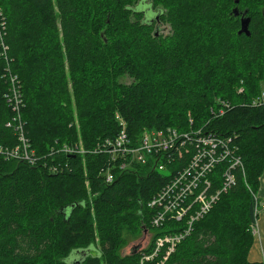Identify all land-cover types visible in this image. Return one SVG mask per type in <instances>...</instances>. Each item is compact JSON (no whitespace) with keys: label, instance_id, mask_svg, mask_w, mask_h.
<instances>
[{"label":"trees","instance_id":"trees-1","mask_svg":"<svg viewBox=\"0 0 264 264\" xmlns=\"http://www.w3.org/2000/svg\"><path fill=\"white\" fill-rule=\"evenodd\" d=\"M139 1L0 0L30 143L39 152L55 140L92 148L119 122L137 138L150 129L186 130L189 119L232 138L243 173L164 264H263L248 254L252 193L264 171V102L252 104L264 92V0H149L152 19ZM246 8L249 36L237 33ZM152 21L168 34L155 35ZM4 72L0 56L2 146L17 142L13 123L6 126ZM124 75L132 81L120 82ZM67 158L72 170L58 174L0 158V264H138L140 250L125 253V232H153V241L182 224L149 223L147 203L166 174L146 167L106 183L98 176L102 154Z\"/></svg>","mask_w":264,"mask_h":264},{"label":"built area","instance_id":"built-area-1","mask_svg":"<svg viewBox=\"0 0 264 264\" xmlns=\"http://www.w3.org/2000/svg\"><path fill=\"white\" fill-rule=\"evenodd\" d=\"M6 29V16L0 6V56L5 60L3 77L7 78L8 84L3 97L12 111L6 126L13 123L17 139L16 144L0 145V158L41 166L51 174H58L72 170L67 157L102 154L105 159L98 167V176L106 183L112 182L119 172L146 167L166 174V181L147 203L151 212L149 223L152 228H162L167 221L182 224L175 226V231L156 235L153 241V232L149 233L138 260V264H164L175 246L191 232L193 222L209 212L219 197L236 184V171L243 173L235 142L204 126H194L191 119L186 130L174 127L150 129L137 138L128 134L123 122H119L122 128L115 135L99 139L92 148H86L81 140L74 143L55 140L46 151L39 152L24 137L25 124L21 118L24 100L20 80L9 67ZM262 102L264 92L252 104ZM222 104L224 108L229 106L227 102L222 101ZM219 112L222 114L223 110ZM183 154H188L185 161L178 162ZM59 158H62V164L57 162ZM221 164L222 168L218 169ZM85 184L90 192L88 179ZM211 184L214 185L212 190L209 189ZM252 198L255 222L251 225V232L256 235V221L260 210H264V195L254 192Z\"/></svg>","mask_w":264,"mask_h":264},{"label":"rangeland","instance_id":"rangeland-1","mask_svg":"<svg viewBox=\"0 0 264 264\" xmlns=\"http://www.w3.org/2000/svg\"><path fill=\"white\" fill-rule=\"evenodd\" d=\"M140 1L138 3H141V5L144 6V12L145 11H149V13L151 15L150 16V19H152L151 17L156 16V13H155L156 12V9L153 8L150 5V1L149 0H142L141 2ZM138 3H137V5H138ZM152 22H153V29L156 28V30L158 32L157 35L158 34H161V35L168 34L169 28H168V26L166 24H160V23L155 22V21H152ZM119 81L122 82V83H124V84H128V83H130L132 81V79L128 75H124V76H121L119 78ZM75 122H77L76 118H75ZM24 137L29 141V137L27 136L26 132L24 133ZM256 193H258V192H256ZM262 193H264V192H262ZM260 194L261 193H259V195ZM263 215H264V210H260V213H259V221L261 220V218L263 217ZM259 231H260V236H259L260 243H261L262 247H264V233L262 234V231L261 230H259ZM123 237H124L125 242H126V246H125V248H126V247L132 246L134 243H136L137 240L141 236H133V235L129 234L128 232H125L123 234ZM255 238H257V237H255ZM129 250H130V248H129ZM129 250H127L125 253H128ZM261 261L263 262V260H261ZM263 264H264V262H263Z\"/></svg>","mask_w":264,"mask_h":264},{"label":"crops","instance_id":"crops-1","mask_svg":"<svg viewBox=\"0 0 264 264\" xmlns=\"http://www.w3.org/2000/svg\"><path fill=\"white\" fill-rule=\"evenodd\" d=\"M257 194L259 195V193H261L260 195H264V171L261 175V178H260V182H259V187H258V190H257ZM257 228H258V233L256 235H254V241H253V244H252V247L249 251V254H248V259L250 261H261L263 260L264 262V247H262L261 243H260V239H259V236H260V231H262V234L264 233V215L263 217L261 218V220L259 221V216L257 218Z\"/></svg>","mask_w":264,"mask_h":264},{"label":"water","instance_id":"water-1","mask_svg":"<svg viewBox=\"0 0 264 264\" xmlns=\"http://www.w3.org/2000/svg\"><path fill=\"white\" fill-rule=\"evenodd\" d=\"M247 8L243 10L242 12V15L240 17V28L238 30V34H245L247 36H249L250 32H249V29H248V25H249V22H250V18L248 16H246V13H247ZM233 12H235V14H237V10L236 8L233 9ZM157 30L155 28V35H157ZM147 240H148V234L146 233V231L144 230V234L143 236H141L136 243H134L132 246H128L125 248V251L129 250L128 253L130 252H136V251H139L140 249H142L144 247V245L147 243Z\"/></svg>","mask_w":264,"mask_h":264},{"label":"bare ground","instance_id":"bare-ground-1","mask_svg":"<svg viewBox=\"0 0 264 264\" xmlns=\"http://www.w3.org/2000/svg\"><path fill=\"white\" fill-rule=\"evenodd\" d=\"M125 129V128H124ZM29 142H30V140H29ZM252 233V232H251ZM188 236V235H187Z\"/></svg>","mask_w":264,"mask_h":264}]
</instances>
